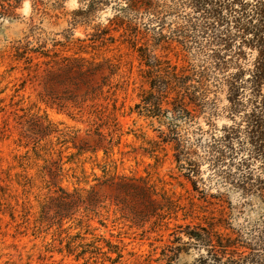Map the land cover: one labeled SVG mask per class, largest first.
I'll list each match as a JSON object with an SVG mask.
<instances>
[{
	"label": "rangeland",
	"instance_id": "1",
	"mask_svg": "<svg viewBox=\"0 0 264 264\" xmlns=\"http://www.w3.org/2000/svg\"><path fill=\"white\" fill-rule=\"evenodd\" d=\"M5 6L0 264H167L176 238L189 241L179 226L236 238L240 225L259 218L257 210L238 206L237 195L228 196L232 210L210 197L214 190L203 198L194 192L177 169L172 145L162 143L167 127L144 116L143 99L150 91L159 97L150 87L155 79L169 84L162 85L168 98L159 102L172 108L167 102L176 100L180 81L174 73L196 80L202 74L210 99L227 106L226 89L214 85L232 67L212 66L207 74L204 52L210 50L189 49L170 26L163 36L139 24L131 30L108 5L77 25L72 14L80 0ZM17 45L32 52L18 58ZM197 115L207 129V115ZM213 122L231 123L221 112ZM75 190L82 199L72 196ZM200 250L181 253L178 263H192Z\"/></svg>",
	"mask_w": 264,
	"mask_h": 264
},
{
	"label": "trees",
	"instance_id": "2",
	"mask_svg": "<svg viewBox=\"0 0 264 264\" xmlns=\"http://www.w3.org/2000/svg\"><path fill=\"white\" fill-rule=\"evenodd\" d=\"M12 1L18 2L0 0V19L5 16V5L11 7ZM100 5L111 6L115 19H122L131 30H137L139 24L163 36L170 26L189 49L210 50L204 52L209 57L207 74L212 66L224 72L234 69L224 73L218 83V77H209L219 85L214 87L227 91L229 104L222 108L216 99H210L213 91L202 82V74L196 80L174 73L180 81L174 89L178 90L176 100L167 102L171 109L159 102L168 98L162 91V85L169 87L166 82L151 81L150 87L159 97L150 91L143 99L144 116L167 127L160 136L162 143L172 145L177 169L194 192L203 198L214 190L212 199H224L229 209L236 210L228 197L234 194L240 208L260 212L252 223L240 225L236 238L218 237L200 227L191 230L186 226L184 231L179 226L180 233L192 242L176 238L177 246L170 248L167 264H179V255L189 254L192 248L205 252L200 250L192 263L185 264H264V0H80L72 23L87 21ZM15 51L18 58L32 52L21 45ZM220 112L227 113L230 124L218 127L213 122ZM197 114L207 115V129L198 122ZM72 196L83 197L79 190Z\"/></svg>",
	"mask_w": 264,
	"mask_h": 264
}]
</instances>
